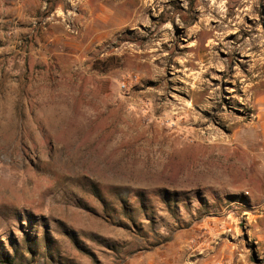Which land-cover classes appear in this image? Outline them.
<instances>
[{
	"label": "rangeland",
	"instance_id": "rangeland-1",
	"mask_svg": "<svg viewBox=\"0 0 264 264\" xmlns=\"http://www.w3.org/2000/svg\"><path fill=\"white\" fill-rule=\"evenodd\" d=\"M264 264V0H0V264Z\"/></svg>",
	"mask_w": 264,
	"mask_h": 264
},
{
	"label": "trees",
	"instance_id": "trees-1",
	"mask_svg": "<svg viewBox=\"0 0 264 264\" xmlns=\"http://www.w3.org/2000/svg\"><path fill=\"white\" fill-rule=\"evenodd\" d=\"M4 264H11V261L9 259H6L3 261Z\"/></svg>",
	"mask_w": 264,
	"mask_h": 264
},
{
	"label": "bare ground",
	"instance_id": "bare-ground-1",
	"mask_svg": "<svg viewBox=\"0 0 264 264\" xmlns=\"http://www.w3.org/2000/svg\"><path fill=\"white\" fill-rule=\"evenodd\" d=\"M239 1V0H238Z\"/></svg>",
	"mask_w": 264,
	"mask_h": 264
}]
</instances>
